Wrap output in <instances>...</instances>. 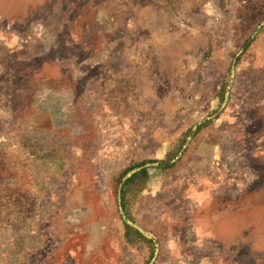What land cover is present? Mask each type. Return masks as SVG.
Wrapping results in <instances>:
<instances>
[{"label": "rangeland", "instance_id": "obj_1", "mask_svg": "<svg viewBox=\"0 0 264 264\" xmlns=\"http://www.w3.org/2000/svg\"><path fill=\"white\" fill-rule=\"evenodd\" d=\"M0 264H264V0H0Z\"/></svg>", "mask_w": 264, "mask_h": 264}]
</instances>
